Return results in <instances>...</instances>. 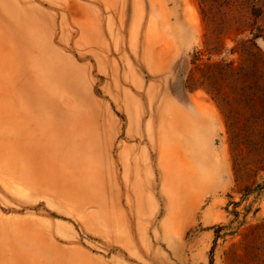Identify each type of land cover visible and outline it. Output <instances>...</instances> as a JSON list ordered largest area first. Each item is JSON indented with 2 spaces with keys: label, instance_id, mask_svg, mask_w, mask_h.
Returning <instances> with one entry per match:
<instances>
[{
  "label": "rangeland",
  "instance_id": "374dc122",
  "mask_svg": "<svg viewBox=\"0 0 264 264\" xmlns=\"http://www.w3.org/2000/svg\"><path fill=\"white\" fill-rule=\"evenodd\" d=\"M0 264H264V0H0Z\"/></svg>",
  "mask_w": 264,
  "mask_h": 264
}]
</instances>
